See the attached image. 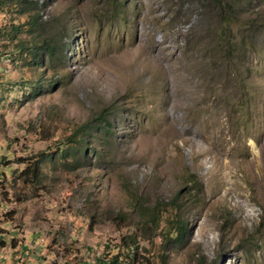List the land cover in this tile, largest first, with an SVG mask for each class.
<instances>
[{
  "label": "rangeland",
  "instance_id": "rangeland-1",
  "mask_svg": "<svg viewBox=\"0 0 264 264\" xmlns=\"http://www.w3.org/2000/svg\"><path fill=\"white\" fill-rule=\"evenodd\" d=\"M127 235L136 264H264V0H0V264Z\"/></svg>",
  "mask_w": 264,
  "mask_h": 264
},
{
  "label": "trees",
  "instance_id": "trees-1",
  "mask_svg": "<svg viewBox=\"0 0 264 264\" xmlns=\"http://www.w3.org/2000/svg\"><path fill=\"white\" fill-rule=\"evenodd\" d=\"M22 42V41H19ZM38 46H34L31 50H30V54H31V58L30 60L35 61L37 58H39V54H41L42 52H45L46 55L48 56H52L55 51H54V47L55 44L53 42L48 41V39H46L45 37L41 38L38 41ZM22 46V43H21ZM20 46V47H21ZM53 85V83L51 84ZM38 86V85H37ZM40 88V87H38ZM40 89H36V91H34V93H37ZM96 118H101L100 120H102V122L97 121L96 124H88L85 123L83 124L80 128L79 131L80 132V138L78 139V141L80 143H84L85 142V138L90 134V130L91 128H99L101 129V132L104 133H110L111 132V127L112 125L109 124V122L107 121L106 115L104 114V112H100L98 115H96ZM81 145H79L80 147ZM79 150L80 152H84L82 148H76V149H72V151H69V147H62L60 149L57 150V153H59L61 156H72V157H76V151ZM81 156L83 155V153L80 154ZM51 156L50 155H45V158H48ZM45 158H39L36 157L35 159H33V161H26V159L24 158H18V160L20 162H24L25 163V168L21 171L23 172L22 177L25 179H28L29 177H31L32 181L34 182H39L42 176L41 173V162L45 159ZM175 202L177 201V197H174ZM181 204L174 205V207H176V209L178 210L180 208ZM143 210H146L148 213H142L139 210V214L141 217H145L148 220H153L155 218V212L156 209L155 207H152L151 209H148V207H141ZM176 216L174 218L171 219V225L170 227L174 228L173 231V235L176 237V240H180L182 238H184L185 236V229H186V224L184 219L182 218V216H180L178 213L175 214ZM126 241V243H125ZM135 239H132V237H130L129 235H127V237H122L121 238V242H120V249L117 253L109 255V256H105V255H101V256H97L94 257V261L92 262H84L83 264H119L120 260L119 258L122 255V249L123 247H125V249L127 250V253L125 254V260L130 264H136L139 260L138 257H136V253H134V251L131 250V245H133L135 243ZM126 244V245H125Z\"/></svg>",
  "mask_w": 264,
  "mask_h": 264
},
{
  "label": "bare ground",
  "instance_id": "bare-ground-1",
  "mask_svg": "<svg viewBox=\"0 0 264 264\" xmlns=\"http://www.w3.org/2000/svg\"><path fill=\"white\" fill-rule=\"evenodd\" d=\"M154 57H155V56H153L152 59H153ZM208 123H209V122H208ZM212 123H213V122H212ZM209 129H210V128H209ZM205 135H206V134H205ZM205 135H204V136H205ZM208 135H209V134H208ZM212 135H213V134H212ZM212 135H211V136H212ZM213 136H214V135H213ZM212 138H213V137H212ZM207 139H208V138H207ZM209 139H210V138H209ZM215 140H216V139H215ZM211 141H212V140H211Z\"/></svg>",
  "mask_w": 264,
  "mask_h": 264
}]
</instances>
